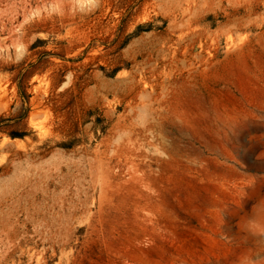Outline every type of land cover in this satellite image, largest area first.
<instances>
[{"label":"rangeland","instance_id":"obj_1","mask_svg":"<svg viewBox=\"0 0 264 264\" xmlns=\"http://www.w3.org/2000/svg\"><path fill=\"white\" fill-rule=\"evenodd\" d=\"M0 264H264V0H0Z\"/></svg>","mask_w":264,"mask_h":264},{"label":"bare ground","instance_id":"obj_2","mask_svg":"<svg viewBox=\"0 0 264 264\" xmlns=\"http://www.w3.org/2000/svg\"><path fill=\"white\" fill-rule=\"evenodd\" d=\"M247 9V8H246ZM252 10V9H251ZM245 18V17H244ZM239 26V25H238ZM187 36V35H186ZM185 54V53H184ZM190 70H191V68H190Z\"/></svg>","mask_w":264,"mask_h":264}]
</instances>
